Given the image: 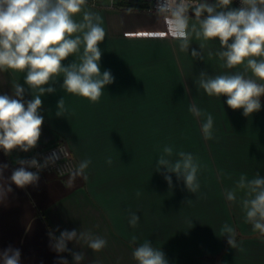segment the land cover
Here are the masks:
<instances>
[{
	"label": "crops",
	"instance_id": "crops-1",
	"mask_svg": "<svg viewBox=\"0 0 264 264\" xmlns=\"http://www.w3.org/2000/svg\"><path fill=\"white\" fill-rule=\"evenodd\" d=\"M152 1L117 0L112 9L87 3V10L102 17L106 37L99 45L100 66L102 72L111 71L114 82L92 103L65 92L58 77L56 92L41 97L44 123L37 146L9 155L0 150V165H8L0 173V251L20 249L21 264H58L61 256L74 264L70 252L50 247L49 231L58 237L65 229L91 231L107 240L99 252L83 242H69L70 250L84 253L82 264H137L132 251L144 240L161 248L169 264H264V238L245 222L241 207L225 198V189L240 174L251 179L259 172L264 177V100L259 112L245 117L242 109L227 106V97H209L196 84L201 71L215 76L242 71V66L220 67L217 40L206 43L201 60L191 57L201 43L194 38L188 53L170 36L141 35L164 31L162 22L148 12ZM230 7L235 8L233 3ZM75 59L70 56L63 63ZM24 75L0 71V94L12 95L15 82L27 89ZM62 97L68 111L58 117ZM24 99H32L30 90ZM189 105L212 114V139L204 138V118L193 116ZM59 141L70 149L76 169L82 160L91 159L83 175H74L75 169L61 179L44 172L36 186L21 189L11 183L17 159H28ZM165 145L174 153L199 158L203 168L197 194L189 193L174 174L170 190L155 171ZM132 212L140 217L134 227L128 222ZM225 223L235 229L244 251L231 248L222 237Z\"/></svg>",
	"mask_w": 264,
	"mask_h": 264
},
{
	"label": "clouds",
	"instance_id": "clouds-1",
	"mask_svg": "<svg viewBox=\"0 0 264 264\" xmlns=\"http://www.w3.org/2000/svg\"><path fill=\"white\" fill-rule=\"evenodd\" d=\"M87 3L88 0H0V71L24 73L27 86L26 89L15 82L12 95L0 94V150L5 155L17 149L26 153L37 146L44 123L41 97L56 92L53 85L58 77L62 76L61 88L65 92L92 103L98 102L105 86L114 82L111 71L102 72L100 66L99 45L106 37L102 17L87 10ZM232 3L233 0H157L154 14L162 22L164 31L141 35L170 36L178 42L181 52L188 53L194 38L201 43L199 51L191 50V57L201 60L206 43L217 40L220 47L215 55L222 61L220 67L231 70L242 66V71L215 76L201 71L196 84L209 97H227L225 102L229 108L242 109L243 115L250 117L260 111L264 96V0H240L238 8L230 7ZM70 56L76 59L65 65L63 62ZM26 90H30L32 99H24ZM188 110L204 118L201 124L204 138L212 139V114L195 105H189ZM67 111L62 97L57 101L56 115L62 117ZM59 159L56 152L45 157L43 163L35 157L17 159L19 167L12 170L9 180L21 189L36 186L40 171ZM106 162L111 164V158ZM90 164V158L82 160L74 175H83ZM7 168L6 164L0 165V173ZM32 168L36 171L29 170ZM202 168L198 157L185 151L174 153L169 145L159 150L155 164V171L163 176L170 190L174 187V174L176 181H182L192 194L200 191L198 173ZM225 198L241 207L245 222L253 231L264 235V177L259 172L251 179L240 174L234 185L225 189ZM187 204L191 205L192 200ZM139 219L132 212L128 222L134 227ZM220 231L231 248L244 251L237 243L233 227L225 223ZM48 235L50 247L57 253L70 252L74 264H82L84 253L70 250L69 242H83L95 252L107 246L106 239L91 231L65 229L57 237L50 230ZM136 241L137 237L133 236L132 243ZM132 257L137 264H169L165 253L150 240L138 244ZM0 264H21L20 249L9 246L0 251ZM58 264H68V261L61 256Z\"/></svg>",
	"mask_w": 264,
	"mask_h": 264
},
{
	"label": "built area",
	"instance_id": "built-area-1",
	"mask_svg": "<svg viewBox=\"0 0 264 264\" xmlns=\"http://www.w3.org/2000/svg\"><path fill=\"white\" fill-rule=\"evenodd\" d=\"M116 2L117 0H88V4L91 6L103 7L107 9L115 8ZM156 2L157 0L152 1V4L148 9L149 13L154 14ZM233 5L235 8H238L240 6V0H233ZM53 152L58 153L60 155V159L57 160L55 164L49 165L48 167L41 170L40 174L44 172L54 173L57 177L63 179L76 169L72 153L64 142L59 141L47 147L38 149L32 155H30L28 159L35 157L40 163H43L44 158ZM29 170L36 171L35 168Z\"/></svg>",
	"mask_w": 264,
	"mask_h": 264
},
{
	"label": "trees",
	"instance_id": "trees-1",
	"mask_svg": "<svg viewBox=\"0 0 264 264\" xmlns=\"http://www.w3.org/2000/svg\"><path fill=\"white\" fill-rule=\"evenodd\" d=\"M261 100H264V96L261 97ZM261 238H264V235L258 234Z\"/></svg>",
	"mask_w": 264,
	"mask_h": 264
},
{
	"label": "rangeland",
	"instance_id": "rangeland-1",
	"mask_svg": "<svg viewBox=\"0 0 264 264\" xmlns=\"http://www.w3.org/2000/svg\"><path fill=\"white\" fill-rule=\"evenodd\" d=\"M194 116V115H193Z\"/></svg>",
	"mask_w": 264,
	"mask_h": 264
}]
</instances>
